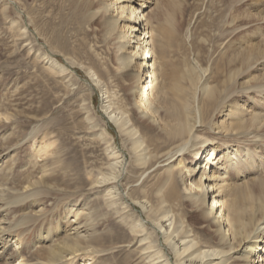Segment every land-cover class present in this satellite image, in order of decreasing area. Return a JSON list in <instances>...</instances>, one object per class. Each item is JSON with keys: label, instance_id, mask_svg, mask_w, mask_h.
I'll list each match as a JSON object with an SVG mask.
<instances>
[{"label": "bare ground", "instance_id": "bare-ground-1", "mask_svg": "<svg viewBox=\"0 0 264 264\" xmlns=\"http://www.w3.org/2000/svg\"><path fill=\"white\" fill-rule=\"evenodd\" d=\"M0 1V15L6 19L12 14V3L11 0ZM17 1L21 8H25L29 13L34 23L32 12L23 2L25 0ZM204 1L167 0L163 18L159 19L156 16L158 22L156 27L151 21L155 18L154 13L144 12L145 2L133 4L132 0L125 2L124 0H55L46 5V8L54 7L52 12L57 15V24L64 23L68 12L72 19L80 18L89 26L97 25L96 31L105 35L108 47H113L117 70L128 68L135 61L132 64L133 69L126 74L134 84L130 89L131 109L134 121L145 126L147 130L150 128L156 131L155 135L149 137L148 142H145L143 136H136L137 128L133 126V120L127 117V108H120L112 102L113 94L104 88L96 70L92 66H88L87 69L93 85L101 89V109L106 114L107 120L126 136L134 167L139 173L142 174L157 162H166L176 156L173 162L167 163L163 174L160 175L161 178L157 177L154 184L149 185L148 188L142 185L140 189L130 190L133 192L130 193L131 197L141 206L147 219H140L138 214L132 212L133 207L130 203L126 204L120 197L113 200V204L121 200V204H125L124 208L127 207V211H130L127 216L130 217L128 227L132 236L131 243H139L138 252L143 256L163 258L157 264H169L164 257L163 244L170 246L179 264H224L232 257L231 254L227 255L232 249L244 246L242 253L248 256L256 244L254 238L257 239L260 232L264 231V177L258 175L259 170L261 171L264 166V38L253 36L263 35L262 26L258 25L257 20L264 19V4L262 0H222L224 7H220L218 14L211 17L207 15L208 8L212 7L209 0H206L204 11L199 12ZM13 4L16 7L15 11L20 14L18 5ZM74 5L76 6L72 11ZM243 7L247 8L241 14L240 9ZM213 8L216 10L217 6ZM177 9L178 28L174 25V13ZM196 13H198L196 26L191 32L189 47L185 48L193 53L192 59L186 64V81L189 84L179 86L178 82L173 83L167 88L170 91L168 90L164 95H157L160 71L158 60L166 57V47L173 42L171 40L177 38L176 31H178V46L185 44L183 29L188 26ZM220 14L225 15L220 27H216L214 22ZM203 17L206 19L203 20ZM249 24H251L249 27L242 29ZM14 26H18L20 40H26L25 24L20 21ZM49 26L52 27L51 34L55 33L53 36L55 38L49 41L50 47L52 50L58 49L56 43L59 35L56 36V29L52 23ZM38 32L35 33L37 36ZM156 32L161 36L160 45H156L158 43L155 39ZM222 44L227 52L218 54L212 62L203 60L204 54H213ZM64 52L69 55V51L65 48ZM36 55L41 62L45 61L44 64H48L47 68L55 69V73L62 79L69 74L68 68L64 63L59 62V57L55 53H36ZM163 61L164 66L169 64ZM203 77L204 80L201 82ZM239 77L241 82L236 84V79ZM210 79L215 84L210 85L208 83ZM237 87L244 93L234 94ZM259 96L257 100L256 97ZM213 115L218 117L217 121H213L215 129L228 134L251 135L252 140L242 143L239 141L240 138L235 136L232 140H226L223 147L209 143L208 140L211 141L213 138L202 133L196 126ZM1 116L0 113L2 140L0 146L2 147L7 146L3 140H11L12 134L1 133L6 121L10 120ZM49 133V127L45 126L41 129V134L33 138L31 161H29L31 170L27 171V178L25 177L21 182V186L32 188L9 195L7 200L5 199V204L12 205L13 211L28 199L31 206H34L43 193L41 190L43 187L58 186L66 177L62 174L65 172L62 166L65 163L63 157L50 150L53 141L49 140ZM98 135L102 137L101 139L108 140L104 129L101 128ZM191 141L204 143L200 149L203 159L196 160L198 158L196 155L186 164L183 150ZM231 142H237V145H232ZM109 156L112 157L113 162L107 164L109 169L113 170L112 179L115 184L109 187L104 198L107 196L113 199L122 187L121 176L124 172L125 160L116 148L110 150ZM214 159L216 164L212 165ZM218 163L221 165L218 166ZM0 165L6 166L5 161L1 160ZM58 168H61L60 172L56 171ZM233 168L235 171H232ZM218 169L223 171L220 172ZM8 170L9 173L0 176L1 182L13 180L12 166ZM59 174L64 176L63 179ZM238 179L242 181L238 182ZM91 180V185L100 183L104 186L107 182L97 181L96 178ZM225 181L227 183L222 184ZM180 185H183L189 202L196 209L194 213L196 212L197 220L201 219L207 223L205 224L207 228L203 230V240L201 238L197 240V237L191 236L190 229H184L183 213L180 208L174 213V206H182ZM4 192L1 188L0 197H4L2 196ZM134 193L137 195L134 196ZM38 205L36 204L34 208ZM84 205L66 208V211L62 212V219L65 218V222L62 223L60 218L56 222H49L45 229L40 228L45 217H41L38 222L41 214L37 211L34 216L22 217L16 222L15 228L2 227L0 223V260H3L1 264L16 262L20 264L25 261L21 251L16 249L22 245L25 236L33 227L37 229L34 243L40 246L46 241L52 243L45 246L47 249L45 254H41V264H73L76 261L74 259L79 255L80 262L83 264L88 262L91 257L86 255L87 250L99 238L92 234L79 235L78 230L75 235L69 234L71 230L69 218L72 217L76 221L85 209ZM2 219H5L4 215L0 217V220ZM148 221L151 222L149 228ZM211 225L214 227V234L210 231ZM259 229L260 232H257ZM208 236H214L215 243L206 244L205 239H208ZM160 237L163 238V244L158 243ZM146 240L147 242H144ZM262 247L263 253H258L254 258L256 264H264V244ZM151 248L153 249L150 251ZM212 259H218V262L212 263ZM247 262L245 263L248 264Z\"/></svg>", "mask_w": 264, "mask_h": 264}, {"label": "rangeland", "instance_id": "rangeland-1", "mask_svg": "<svg viewBox=\"0 0 264 264\" xmlns=\"http://www.w3.org/2000/svg\"><path fill=\"white\" fill-rule=\"evenodd\" d=\"M53 1L55 0L23 1L32 12V16L35 19L34 23L31 21L29 13L25 8H21L17 0L10 1L12 3V14L10 17L5 19L0 15V113L2 115L1 118L8 117L10 119L6 121V126H4L1 133H4V135L12 134L11 140H3V143H7V146H0V164L1 160L5 161L6 164V166L0 165V168H2V170L0 169V176L4 173H9L8 168L11 166L12 171L14 170L11 182L3 181V183L0 181L2 183L0 189L3 188L5 191L2 194L4 197H0V217L4 215L5 219L0 220V223L2 227L13 226L15 228L16 222L22 217L34 216V213L37 211L41 214L38 217V222L41 220V217H45L41 223L42 227H40L41 229H45L49 225V222H56L60 218L62 219V212L66 211V208L85 204V209L80 213L76 221L72 217L69 218L71 223H69V228H71L69 231L70 235H75L77 233L76 230H78L79 235L86 236L87 234H92L94 237L99 238L87 250L86 255H90L91 259L84 264H157L163 258L155 259V256L151 258L147 255L143 256L138 252L139 243H131L132 236L129 234L128 227L130 217H128L129 215L127 216L130 211H127V207V209L124 208L125 204H121V200H125L126 204L130 203L133 207L132 212H135L134 214L136 215L138 214L140 219H147L144 212H142L141 206L131 197L130 193L133 192L130 190L137 189L142 185L148 188L149 185L154 184V181H157V177L161 178L160 175L163 174V170L168 165L167 163L173 162L176 156L169 161L155 163L154 166L142 174L134 167L126 136L120 133L114 124L107 120L106 114L101 109V89L93 85L87 67L92 66L96 70L104 88L113 94L111 95L113 98L112 102L120 108H127V117H130L132 121L133 113L131 109L130 89L134 84L133 80L127 77L126 74L133 69L132 64L135 61L128 68L117 70L113 47H108L105 35L96 31L97 25L89 26L85 21H81L80 18L72 19L70 17L71 14L67 10V19L64 23L57 24V15L52 12L54 7L46 8L47 3ZM166 1L132 0L133 4L145 2L143 6L144 12L145 14L148 12L154 13L155 18H152L151 21L155 27L158 25L156 16L159 19H162L164 16ZM262 1V4H264V0ZM13 3L18 5L17 8H19L20 14L15 11L14 8L16 7ZM209 3L212 4V7L208 8L207 15L211 17L217 15L220 7L222 8L223 6L222 0L219 2L217 0H209ZM205 4L206 0L199 12L204 11ZM75 6L71 8L72 11L75 9ZM215 6H217L216 10L213 8ZM246 8L240 9L241 14ZM198 13L194 14L188 26L183 29V41L185 44L178 46V31H176L177 38L171 40L173 42L166 47V57L158 60L160 71L158 74L157 95H164L169 90L167 88L173 85V83L178 82L179 86L183 84L188 86L189 83L186 81V64L192 59L193 53L185 50V48L189 47L191 32L196 26ZM19 15L21 16L20 18ZM223 15L225 14H220L214 22L216 27H220L221 20L224 18ZM205 19L203 17V20ZM20 21L25 24L26 40H20L18 26H14L15 23ZM257 21L258 25L262 26L263 35L255 34L253 36L255 38L257 36L264 38V19ZM50 23L55 26L56 36L59 35L58 43H56L58 49L53 48L52 50L49 44V41L55 38L53 37L55 33L54 35L51 34L52 27L49 26ZM174 25L178 28V9L174 13ZM250 25H245L242 29ZM116 29L118 30V28ZM36 32H38V36L35 34ZM158 35L156 32L155 39L158 41L156 45H160L159 40L161 36ZM199 39L202 40L201 37ZM64 48L69 51V55H66ZM50 52L55 53L59 57V62L64 63L68 68L67 72L69 74L64 79L55 73V69L47 68L48 64H44L45 61L41 62L36 55V53L49 54ZM225 52H227V49L224 50L222 44L213 54H204L203 60L205 62L209 60L212 62L218 54L221 55ZM163 60H165V63L166 61L169 62V64L164 66ZM203 80L204 77L201 82ZM239 82H241L240 77L236 79V84ZM208 83L210 85L215 84L211 79ZM241 92L244 93V91ZM241 92L239 87L234 90V94ZM259 98L260 96L256 97L257 100ZM217 119L218 117L213 115L212 117H207L201 125L197 124L196 126L202 133L213 138L211 141L208 140L209 143L222 146L226 140H232L235 136L238 139L240 138L239 141L242 143L252 140L251 135L228 134L220 131V129H215L213 121H217ZM45 126L49 127V140L53 141L50 150L58 153L65 161L62 165L65 172L62 174L66 175V177L58 186L43 187L41 189L43 193L40 194L39 201L34 206H31L30 199H28L22 206L17 207L13 211L11 210L12 205L5 204V199L7 200L9 195L28 191L32 188L21 186V182H23L25 177L27 178V171L31 170L29 161H31L33 138L37 134H41V129ZM133 126L137 128L136 136H143L145 142H148L149 137L156 134L155 130L150 128L147 130L145 126L134 120ZM101 128L107 132L108 140L101 139L102 137L98 135L101 132ZM1 142L2 140L0 139V145ZM203 144L200 142L195 143V141H191L188 144L186 149L183 150L186 164L190 163L196 155L198 157L196 160L203 159V153L200 150ZM230 144L237 145V142H231ZM235 146L232 147L235 148ZM115 148L122 153L125 160V168L121 176L122 187H120L119 194L115 198L112 199L107 196L104 198V194L109 187L115 184L112 179L113 170H110L107 164L108 162H113L112 157L109 156V152ZM214 160L212 161V165L216 164V159ZM39 163L41 164V162ZM220 165L218 163V166ZM218 170L220 172L223 171L221 169ZM56 171L60 172L61 168H58ZM232 171H235V169L233 168ZM258 175L264 177V166L261 168V171L259 170ZM64 176L59 174V177H62V179ZM91 178H96L97 181L106 180V185H108L104 184L103 186L100 183L91 185ZM107 178L111 179L107 180ZM237 181L241 182L242 180L238 179ZM225 183L227 181L222 184ZM24 187L26 188L23 189ZM180 192L182 206H174V213H177L180 208L183 213L184 229H190L191 236L197 237V240H200V238L203 240V230L207 228L205 227L207 223L201 219L197 220L196 212L194 213L196 209L189 202L187 193L183 190V185H180ZM136 195L137 193H134V196ZM117 197H120L121 200L113 204V200ZM36 204H39V207L34 208ZM65 220V218L62 219V223ZM150 223V221L147 222L148 228L151 226ZM209 228L214 234V227L211 225ZM84 230L88 231L85 232ZM257 232H260V229ZM36 233L37 229L33 227L25 236L26 238L22 242V245L16 249L17 251H21L25 258V261L20 264H41L40 259L47 249L45 246L51 243V241H46L41 246L34 243ZM260 233L257 239L254 238L255 241H253L256 244L252 247L248 256L242 253L244 246L232 249L227 253V255L231 254L232 257L224 264H246V261H248V264H256L255 256L258 253H263L264 231ZM214 239V236H208V239H205L206 244H209V242L215 243L216 239ZM144 242H147V240ZM158 243L163 244V238L160 237ZM163 246L164 257L167 258L169 264H179L170 246L168 244H163ZM12 247L11 249H13ZM7 249L8 247H6ZM23 249L25 252H23ZM80 257V255L77 256L73 264H83V262L79 261ZM2 261L0 260V264ZM211 261L212 263H217L218 259H212ZM13 264H18V262Z\"/></svg>", "mask_w": 264, "mask_h": 264}]
</instances>
